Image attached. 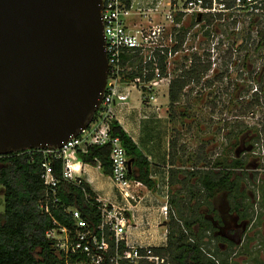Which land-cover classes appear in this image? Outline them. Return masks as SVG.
Masks as SVG:
<instances>
[{
    "label": "built area",
    "instance_id": "obj_1",
    "mask_svg": "<svg viewBox=\"0 0 264 264\" xmlns=\"http://www.w3.org/2000/svg\"><path fill=\"white\" fill-rule=\"evenodd\" d=\"M133 16H153L159 21L132 24ZM101 19L108 72L96 118L60 149L31 150L44 157L40 173L44 202L40 209L46 214L50 204L58 203L59 180L52 161H62V179L77 185L80 179L70 162L76 159L77 151L86 153L90 146L109 147V179L126 205L135 200L131 190L141 184L128 178L126 153L119 139L109 135L114 108L127 104L131 89L142 94L144 103H154L159 84L165 83L168 89L171 81L185 75L194 62L208 65L205 76L216 69V76L255 77L264 70V0H129L128 4L102 0ZM137 69L140 77L127 80ZM148 75L151 79L146 81ZM255 92L256 87L251 94ZM167 199L165 195L161 208L164 216ZM95 202L98 226L87 224L79 211L67 208L74 222L72 229L54 222L55 227L45 233L54 253L63 257V264H170L166 257L154 253L156 248L128 243L122 208L98 198Z\"/></svg>",
    "mask_w": 264,
    "mask_h": 264
},
{
    "label": "trees",
    "instance_id": "obj_2",
    "mask_svg": "<svg viewBox=\"0 0 264 264\" xmlns=\"http://www.w3.org/2000/svg\"><path fill=\"white\" fill-rule=\"evenodd\" d=\"M128 4L129 0H122ZM127 60V57H123ZM162 60L160 69L163 71ZM201 65V66H200ZM150 65H148L149 67ZM208 65L198 68L192 65L184 75L173 79L168 87L169 109H172L185 94L184 88L189 81L201 78ZM200 68H203L202 73ZM199 70V71H198ZM140 69L129 75L127 80L140 77ZM151 75L146 77V81ZM183 93V94H182ZM97 113L94 114L93 120ZM109 135L118 138L128 161H131L130 180L143 185L147 190H155V182L149 177V164L141 155L129 136L116 121L109 125ZM171 143V149L174 148ZM200 149V148H199ZM76 159L84 164L97 166L105 176H110L109 147L90 146L86 153L76 152ZM205 160V159H204ZM203 160V161H204ZM44 157L36 151H18L0 156V195L3 197V212L0 214V264H63V257L55 254L52 243L45 238V233L53 229L54 222L71 230L73 220L65 211L76 209L87 224L99 225L98 204L90 187L80 180L76 184L62 179L63 163L52 161L54 175L59 180L57 185L56 205H49V214L42 212L40 205L44 202V187L40 180L41 164ZM242 161H231L216 171L209 168L199 171H173L170 173V186L175 179L179 184L177 195L170 196L169 213L166 226V246L156 248L154 253L166 257L170 264H229V257L235 243L220 237H210L214 228L207 215L200 213L202 205L215 218L216 210L212 205L213 198L220 192H226L230 200V209L240 220L248 217L247 197L237 183L236 173ZM183 174L182 178H174ZM188 195V198H187ZM223 241L227 245L224 252L214 241ZM75 259L74 257H72Z\"/></svg>",
    "mask_w": 264,
    "mask_h": 264
},
{
    "label": "water",
    "instance_id": "obj_3",
    "mask_svg": "<svg viewBox=\"0 0 264 264\" xmlns=\"http://www.w3.org/2000/svg\"><path fill=\"white\" fill-rule=\"evenodd\" d=\"M101 5L0 0V156L60 149L89 126L108 72Z\"/></svg>",
    "mask_w": 264,
    "mask_h": 264
},
{
    "label": "rangeland",
    "instance_id": "obj_4",
    "mask_svg": "<svg viewBox=\"0 0 264 264\" xmlns=\"http://www.w3.org/2000/svg\"><path fill=\"white\" fill-rule=\"evenodd\" d=\"M147 19L159 21L153 16L137 17L135 21L146 23ZM193 65L198 68L199 63L194 62ZM200 70L202 73L203 68ZM213 73L189 81L187 92L182 93L172 109H169L165 83H160V88L154 94L160 96L163 103L166 102L164 110L172 119L174 145L178 142L179 151L184 149L185 156L177 157V165L183 171H190V168L199 171L221 168V165H228L236 159L242 161V167L234 172L239 179L237 183L247 197L248 217L240 220L233 214L240 225L238 228L244 231L240 237L238 234L231 236L240 242L232 248L229 264H264V70L255 77H224ZM254 87L256 92L251 94ZM182 176L178 175L180 179ZM174 178L179 179L175 173ZM178 189L179 184L173 179L167 195L166 216L162 214L163 228L159 236L166 230L170 196L177 195ZM229 204L226 192L218 193L212 200L215 218L217 215L222 216ZM3 206V197L0 195V214ZM160 206L162 208L164 203ZM200 213L208 218L213 217L205 205H202ZM217 230L218 233L206 235L205 242L212 236L221 237V229ZM214 243L223 252L227 251L225 242L219 240Z\"/></svg>",
    "mask_w": 264,
    "mask_h": 264
},
{
    "label": "crops",
    "instance_id": "obj_5",
    "mask_svg": "<svg viewBox=\"0 0 264 264\" xmlns=\"http://www.w3.org/2000/svg\"><path fill=\"white\" fill-rule=\"evenodd\" d=\"M135 20L137 17L133 16L131 23H137ZM166 90L168 94V89ZM165 107L166 102L163 103L160 96L154 103H144L142 94L131 89L127 104L116 105L114 108V120L129 136L149 164V177L155 182L154 191H149L140 185V187L131 190V195L135 200H130L129 205H126L114 188L109 176H105L98 165L84 164L77 159L70 162L75 170V176L90 187L98 200L124 210L123 215L126 220L124 236L133 246L154 248L166 246V230L159 236L160 230L163 228L160 205L164 203V196L168 195L170 190V173L183 171V168L177 165L179 163L177 157L185 156V153L184 149L179 151L180 144L177 141V144L171 149V143L174 142L172 123L170 122L172 119L169 114L165 113Z\"/></svg>",
    "mask_w": 264,
    "mask_h": 264
},
{
    "label": "flooded vegetation",
    "instance_id": "obj_6",
    "mask_svg": "<svg viewBox=\"0 0 264 264\" xmlns=\"http://www.w3.org/2000/svg\"><path fill=\"white\" fill-rule=\"evenodd\" d=\"M190 169L193 170L192 168H190ZM215 170L218 171V170H220V168L215 167ZM233 171H236V170L234 169ZM228 208H226L222 212V216L217 215L216 218L206 217V219L211 222V224L214 228L213 234L218 233L217 228H220L221 232L223 233V234H221L220 238H223L225 240H228L230 242L237 244L240 242V240L239 239L235 240L234 238H231V236H232V234H235V235L238 234L239 235V236L237 235L238 237L242 236L244 229H242L241 227H240L241 229L238 228L240 225L237 223L236 217L234 218V216H233V214H236V213L231 211L230 206ZM222 227H223V229H222ZM218 236H215V237H218Z\"/></svg>",
    "mask_w": 264,
    "mask_h": 264
}]
</instances>
